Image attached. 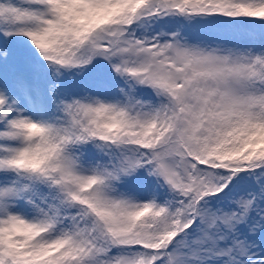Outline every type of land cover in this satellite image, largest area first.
I'll list each match as a JSON object with an SVG mask.
<instances>
[{
	"label": "snow or ice",
	"instance_id": "1",
	"mask_svg": "<svg viewBox=\"0 0 264 264\" xmlns=\"http://www.w3.org/2000/svg\"><path fill=\"white\" fill-rule=\"evenodd\" d=\"M0 264H264V0H0Z\"/></svg>",
	"mask_w": 264,
	"mask_h": 264
}]
</instances>
